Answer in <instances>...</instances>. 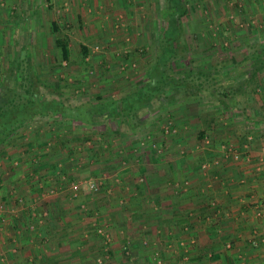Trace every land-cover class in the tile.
I'll return each mask as SVG.
<instances>
[{
    "label": "rangeland",
    "instance_id": "obj_1",
    "mask_svg": "<svg viewBox=\"0 0 264 264\" xmlns=\"http://www.w3.org/2000/svg\"><path fill=\"white\" fill-rule=\"evenodd\" d=\"M186 2L187 12L181 19L186 51L183 58L176 55L169 62L172 71L163 82L162 104L153 97L152 103L133 117L116 116L94 124L37 116L56 129L57 137L47 136L43 143L46 152L52 149L48 142L70 143V154L58 155V162L66 155L81 164L110 160L111 166L120 164L125 175L137 180V147L148 154L138 159L147 161L154 153L146 147L150 142L157 152L168 149L174 141L173 151L179 159L188 155V162L193 160L194 166L199 164L204 171L214 161L205 157L201 161L202 153L219 142V135L225 136L222 143L227 144L222 147L227 149L225 153L232 152L231 157L226 153L232 160L248 159L252 144H264V0ZM170 12L168 0H0V21L7 23L0 27V105L9 99L1 85L11 83L6 77H14L12 68L19 59L24 60L19 76H28L29 64L42 86L60 88L62 97L74 102L98 104L123 99L149 82ZM57 38L68 43L67 60L61 57ZM255 67L260 69L254 79L243 83ZM184 70L192 73L186 76ZM206 72H210L209 78L203 75ZM29 124L22 130L30 132ZM216 127L222 133L214 137L215 132L208 130ZM33 136L30 134L31 139ZM8 143L1 142L0 151ZM74 144L83 147L76 150ZM5 171H9V179L14 173L6 168L0 171V190L8 192L13 184L2 178ZM103 174L108 177L106 170L92 176L100 184L97 191L84 184L72 191L74 183L92 178L72 182L70 197L75 198L82 187L91 194L102 192L106 185ZM7 201L0 200V210L10 201L15 205L24 202L19 195ZM98 213L94 217H99ZM32 215L29 223L36 224L40 217ZM256 216L263 215L256 212ZM96 226L101 227L98 222ZM251 234L253 240L264 242L262 233L255 230Z\"/></svg>",
    "mask_w": 264,
    "mask_h": 264
},
{
    "label": "crops",
    "instance_id": "obj_2",
    "mask_svg": "<svg viewBox=\"0 0 264 264\" xmlns=\"http://www.w3.org/2000/svg\"><path fill=\"white\" fill-rule=\"evenodd\" d=\"M30 124V132L19 130L0 151V171L14 173L11 180L9 171L1 173L13 185L0 190V200L19 195L24 201H10L0 210V264H96L100 256L112 264H264V242L251 236L255 230L264 235L263 142L252 144L248 159L232 160V152L227 157L222 147L225 136L219 135V142L202 153L201 161H214L207 171L188 162V155L179 159L174 141L157 152L150 142L146 147L154 153L147 161L138 159L148 154L137 147L135 180L110 160L81 164L66 155L58 162V155L70 154V143L63 148L48 142L52 149L46 152L43 143L47 136L57 137L56 129L39 118ZM208 131L214 137L222 133L217 127ZM102 170L108 173L102 192L82 187L70 197L72 182L93 179ZM32 214L40 217L36 224L29 223ZM97 222L108 240L97 233Z\"/></svg>",
    "mask_w": 264,
    "mask_h": 264
},
{
    "label": "trees",
    "instance_id": "obj_3",
    "mask_svg": "<svg viewBox=\"0 0 264 264\" xmlns=\"http://www.w3.org/2000/svg\"><path fill=\"white\" fill-rule=\"evenodd\" d=\"M168 6L171 12L168 15L167 26L162 35L163 42L149 82L119 101L98 104L89 101L74 102L68 97H62L60 88L52 85L42 86L38 76L30 72L29 64L28 76L26 78L19 76L17 72L21 70L24 60H16L12 68L14 77L9 74L6 77L11 83L1 85L4 87L2 91L8 92L9 99L3 102V106L0 105V143L8 141L13 134L31 123L37 116L54 115L59 117L60 121L94 124L106 122L108 118L116 116L133 117L138 110L148 107L153 97L162 104L163 82L172 71L169 62L176 55L183 58L186 51V44L181 40L183 34L181 19L187 12V2L186 0H168ZM56 44L60 48L62 59L67 60L70 54L68 43L57 38ZM259 69L255 67L243 83H247V80L252 81ZM184 72L186 76L192 73L189 70H184ZM209 73L206 72L203 75L208 77Z\"/></svg>",
    "mask_w": 264,
    "mask_h": 264
},
{
    "label": "built area",
    "instance_id": "obj_4",
    "mask_svg": "<svg viewBox=\"0 0 264 264\" xmlns=\"http://www.w3.org/2000/svg\"><path fill=\"white\" fill-rule=\"evenodd\" d=\"M81 184H84L86 188L91 191H97L100 185L98 183H95L93 179H88V180L83 181L82 183L81 182L74 183L72 185V189H73L72 191H75L76 189L80 188ZM258 214L261 215V212L259 211ZM97 231H98L97 233L103 235L106 240L109 239V234L105 231V229H103L102 227H98ZM262 241H264V239H262ZM105 252H107L106 249H105ZM96 264H112V263L105 256H100L97 258Z\"/></svg>",
    "mask_w": 264,
    "mask_h": 264
}]
</instances>
